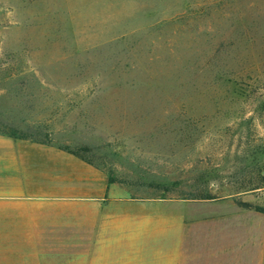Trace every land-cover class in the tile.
<instances>
[{
  "label": "rangeland",
  "instance_id": "obj_1",
  "mask_svg": "<svg viewBox=\"0 0 264 264\" xmlns=\"http://www.w3.org/2000/svg\"><path fill=\"white\" fill-rule=\"evenodd\" d=\"M0 134L63 163L67 194L82 162L85 192L91 168L164 216H189L194 201L257 204L264 0H0ZM66 235L33 261L123 263L121 234L95 257L90 232L83 244Z\"/></svg>",
  "mask_w": 264,
  "mask_h": 264
},
{
  "label": "crops",
  "instance_id": "obj_2",
  "mask_svg": "<svg viewBox=\"0 0 264 264\" xmlns=\"http://www.w3.org/2000/svg\"><path fill=\"white\" fill-rule=\"evenodd\" d=\"M43 149L0 134V264H36L32 258L43 256L53 239L66 248L73 227L81 244L88 241L82 234L91 233L93 257L106 233L121 234L115 246L122 264H264V213L237 204L248 196L194 201L189 216H164L162 203L118 198L91 168L85 192L82 162L75 165L79 185L67 194V167ZM260 193L256 205L264 208Z\"/></svg>",
  "mask_w": 264,
  "mask_h": 264
},
{
  "label": "trees",
  "instance_id": "obj_3",
  "mask_svg": "<svg viewBox=\"0 0 264 264\" xmlns=\"http://www.w3.org/2000/svg\"><path fill=\"white\" fill-rule=\"evenodd\" d=\"M7 132H17L15 130H10V131H7ZM8 136L10 137H13V138H19L17 137L16 135L14 134H8ZM21 139V138H19ZM216 197H204V198H201V199H215ZM237 204L241 207V208H244V209H247V210H255L257 212H260V213H264V208L261 207V206H258L256 204H253V203H249V202H243L241 200H237Z\"/></svg>",
  "mask_w": 264,
  "mask_h": 264
}]
</instances>
